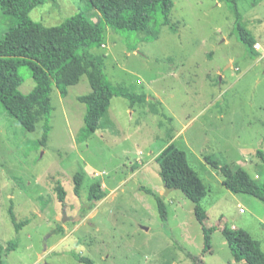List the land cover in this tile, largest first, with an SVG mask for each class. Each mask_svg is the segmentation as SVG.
Returning <instances> with one entry per match:
<instances>
[{
  "label": "rangeland",
  "instance_id": "obj_1",
  "mask_svg": "<svg viewBox=\"0 0 264 264\" xmlns=\"http://www.w3.org/2000/svg\"><path fill=\"white\" fill-rule=\"evenodd\" d=\"M173 2L176 30L159 24L158 37L149 39L106 26L102 45L90 49L103 57L107 80L134 96H113L96 132L85 133L86 106L78 100L91 91L86 75L66 96L53 85L45 142L41 124L25 130L0 103V241L17 242L4 264H87L74 255L89 264H248L234 260L225 226L245 229L264 251V202L231 192L204 159L241 167L264 182V0H237L260 44L256 57L232 33L230 3ZM79 12L99 18L89 0H45L29 16L50 27ZM12 23L0 8V39ZM19 72V90L27 94L35 82L27 67ZM170 143L186 152L208 189L200 204L214 230L205 254L195 204L167 189L159 174L155 157ZM93 184L104 193L101 200H89ZM146 189L161 194L165 218ZM10 212L30 222L16 231Z\"/></svg>",
  "mask_w": 264,
  "mask_h": 264
},
{
  "label": "trees",
  "instance_id": "obj_2",
  "mask_svg": "<svg viewBox=\"0 0 264 264\" xmlns=\"http://www.w3.org/2000/svg\"><path fill=\"white\" fill-rule=\"evenodd\" d=\"M89 1L99 13L95 22L79 12L56 26L47 27L29 16L30 10L45 0H0L1 10L13 20L0 39V103L25 130L36 131L41 124V142L46 141L51 128L49 118L53 107L50 95L53 85L61 96H66L70 85L78 83L81 76H87L91 91L78 97L86 106L84 131L87 135L98 129L113 96L134 97L125 87L115 86L107 80L103 57L90 50L102 45L106 26L115 31L144 33L149 39L158 37L159 24L177 29V24L170 19L173 0ZM224 1L230 3L235 15L232 33L245 46L248 54L258 56L259 52L254 49L257 40L247 28L237 0ZM23 66L31 72L35 82V87L27 94L19 90L23 82L19 69ZM204 159L220 171L223 185L231 192L250 194L264 202V182L259 183L241 167L233 170L227 163L209 157ZM155 161L160 166L159 174L165 187L181 190L195 204L194 214L203 230V254L209 252L214 228L206 227L207 214L200 204L208 193L207 187L190 165L186 152L176 145L170 143L164 147ZM81 183V176L77 173L74 177V193L77 196L81 194ZM55 190L59 201L64 202L66 192L59 181ZM146 190L155 196L160 214L165 218L166 207L161 194ZM103 196L99 185L90 187L89 200L98 201ZM10 216L16 231L30 222L29 218L17 221L13 212H10ZM222 233L235 261L264 264V251L260 242L248 231L225 226ZM16 246L15 240H9L6 246L0 241V264L5 263L7 254ZM74 257L80 262H91L80 255Z\"/></svg>",
  "mask_w": 264,
  "mask_h": 264
},
{
  "label": "built area",
  "instance_id": "obj_3",
  "mask_svg": "<svg viewBox=\"0 0 264 264\" xmlns=\"http://www.w3.org/2000/svg\"><path fill=\"white\" fill-rule=\"evenodd\" d=\"M254 47H255L256 49H259V48H260V44H259L258 42H256V43L254 44ZM236 69H238V67H236Z\"/></svg>",
  "mask_w": 264,
  "mask_h": 264
},
{
  "label": "water",
  "instance_id": "obj_4",
  "mask_svg": "<svg viewBox=\"0 0 264 264\" xmlns=\"http://www.w3.org/2000/svg\"><path fill=\"white\" fill-rule=\"evenodd\" d=\"M66 218H67V216H66V214L64 213L62 220L65 221ZM42 264H46V263H42Z\"/></svg>",
  "mask_w": 264,
  "mask_h": 264
},
{
  "label": "crops",
  "instance_id": "obj_5",
  "mask_svg": "<svg viewBox=\"0 0 264 264\" xmlns=\"http://www.w3.org/2000/svg\"><path fill=\"white\" fill-rule=\"evenodd\" d=\"M256 40H257V39H256ZM97 130H98V129H97ZM97 130H96V131H97ZM96 131H95V132H96Z\"/></svg>",
  "mask_w": 264,
  "mask_h": 264
}]
</instances>
